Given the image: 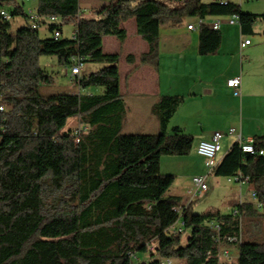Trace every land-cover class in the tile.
Wrapping results in <instances>:
<instances>
[{
	"label": "trees",
	"instance_id": "1",
	"mask_svg": "<svg viewBox=\"0 0 264 264\" xmlns=\"http://www.w3.org/2000/svg\"><path fill=\"white\" fill-rule=\"evenodd\" d=\"M1 8L12 19L0 18V264H168L175 259L220 264L227 244L238 247L237 264H264V243L241 240V215L258 208L264 214V154L244 152L235 141L213 171L227 178L248 176L256 205L195 213L190 201L177 211L181 197L167 195L176 177L162 173L161 158L188 155L194 145V137L179 126L168 132L184 97L163 95L154 104L158 133H124L119 55L103 50L104 36L124 41L122 22L135 18L149 46L140 62L158 67L163 25L237 14L242 33L253 34L256 22L264 25V14L243 12L226 0H111L90 18L82 16L80 0H38V15H58L62 23L34 29L16 0H0ZM18 16L25 24L12 32L11 21ZM70 22L75 23L74 39L52 36ZM41 29L50 37H42ZM221 41L220 30L200 25L201 55L215 53ZM42 56L66 65L81 88L101 87L103 92L41 93L40 84L54 81L40 63ZM78 61L102 66L75 77L71 68ZM73 116L86 127L78 143L74 130L65 129ZM253 138L257 150L264 151V135ZM178 221L183 230L174 233ZM145 255L148 260L137 263Z\"/></svg>",
	"mask_w": 264,
	"mask_h": 264
},
{
	"label": "crops",
	"instance_id": "2",
	"mask_svg": "<svg viewBox=\"0 0 264 264\" xmlns=\"http://www.w3.org/2000/svg\"><path fill=\"white\" fill-rule=\"evenodd\" d=\"M107 1L111 0H94L88 5L96 10L101 7L100 5L108 3ZM226 1L239 4L243 12L264 14V0ZM198 19L200 18L188 19L181 26H173L170 23L162 26L158 67L140 62V56L148 51L149 46L138 33L135 18L122 22V27L127 33L124 41L113 35H106L103 38L104 52L119 55L120 89L126 108L124 127L129 125L132 129L124 133H158L160 124L158 116L152 112L154 104L163 95L184 97V101L170 120L168 132L171 133L173 127L179 126L185 133L194 137V145L188 155H166L161 158L162 173L165 174L166 169L167 171L173 169L176 180L178 177L192 180L196 175L207 173L206 164L205 167L200 166L193 160L198 154V143L210 140L215 132L225 133L220 139L221 148L216 157L218 162L237 139L236 135L228 134L230 128H235L237 134L241 132L246 138L264 135L263 23L258 21L254 25L253 34H257L255 42L248 37L249 34L242 33L239 23H229L228 16L203 19L204 23L210 24L215 20H221L219 30L222 41L215 53L201 55ZM193 23L196 27L189 29L188 25ZM245 39H250L251 43L241 47ZM256 51L260 54L256 55ZM129 56L134 58V62L128 61ZM101 66L98 63H85L81 75L98 70ZM238 75L242 79L240 96L234 95L233 90L226 84L228 78ZM72 82L75 89L70 93L82 92L93 95L103 92L101 87L81 88L75 80L72 79ZM251 187L250 183L244 182L235 183L231 188L235 194L238 193L239 203H254V199L247 201L244 198L248 193L251 194ZM172 196L183 197L182 194ZM197 200L199 199L192 201L193 205ZM189 202L190 199L187 197L184 204ZM232 205L235 204L230 203L231 207L226 208L230 209L228 212L218 209L229 213L237 208ZM217 207L216 205L212 208ZM233 247L236 248V257H231ZM222 250L227 251L228 256L221 254L220 264H237L239 251L236 245H224ZM177 262L185 264L181 260Z\"/></svg>",
	"mask_w": 264,
	"mask_h": 264
},
{
	"label": "rangeland",
	"instance_id": "3",
	"mask_svg": "<svg viewBox=\"0 0 264 264\" xmlns=\"http://www.w3.org/2000/svg\"><path fill=\"white\" fill-rule=\"evenodd\" d=\"M20 5L23 6L25 12H28L30 9H36V5L38 0H16ZM94 0H80V6L82 8V16L83 17H96L95 12L88 3ZM204 2H211V0H203ZM213 1V0H212ZM108 3L110 1H107ZM103 6V5H100ZM100 8V7H98ZM227 19V18H226ZM25 18L23 16L15 17L11 21V31L15 32L18 28L25 24ZM193 20V18H192ZM73 30H75V23L70 22L63 25V36L64 37H71ZM72 31V32H71ZM40 34L42 37H50V32L47 29H41ZM257 34H249L248 37L251 38L253 41L256 40ZM256 42V41H255ZM256 55H259L260 52L256 51ZM259 59V58H258ZM256 59V61L258 60ZM40 63L43 66H46L50 73L54 77V81L52 83H42L39 86V90L43 94H56V93H69L75 89V84H73L71 76H70V69L66 67V65H61L58 63L57 58L53 56H42L40 58ZM225 69V68H224ZM82 127V124L79 122V118L77 116L70 117L68 119L67 125L65 129H79ZM132 130L129 125L123 128V132H129ZM224 141V140H223ZM194 162L198 165H203L205 167V158L199 154L195 156ZM165 170V169H164ZM173 169H169L165 174H174ZM207 182L209 184V191L206 196L200 198L195 202L193 205V211L197 212H204L213 206H218L217 208H221L224 211L230 210L226 209L227 207H231L230 203L235 204L232 206H238L239 197L238 193L232 190L231 187H234L235 182L229 181L227 177L218 176L214 172L207 176ZM186 179V178H185ZM183 177H178L176 182L172 185V187L167 192V195H176L182 194L183 197L181 198V206L185 205L186 198L190 199L191 191L193 189V182L190 179L185 180ZM232 190V191H231ZM245 200H253V197L250 193L246 195ZM230 202V203H229ZM255 201V205H256ZM208 208V209H207ZM220 209V210H221ZM232 212V211H229ZM177 228L181 227V221H178L175 225ZM241 240L245 242H255V243H264V214L263 209L258 208L257 212H248L241 215ZM191 231L185 230L182 235V243L185 244L187 238L189 237ZM231 257H236V248L233 247L231 249ZM148 260V255H145V258H140L137 260V263H141L143 260ZM172 264H180L177 260H173Z\"/></svg>",
	"mask_w": 264,
	"mask_h": 264
},
{
	"label": "built area",
	"instance_id": "4",
	"mask_svg": "<svg viewBox=\"0 0 264 264\" xmlns=\"http://www.w3.org/2000/svg\"><path fill=\"white\" fill-rule=\"evenodd\" d=\"M29 13V25L34 28H41L44 25H47L48 23H62L61 17L58 15H49V16H40L38 15L35 10L31 9L28 11ZM0 18L2 20H11L12 16L10 11L7 8H1L0 9ZM228 22L231 24L239 23V16L237 14H233L228 16ZM204 23L203 19H198V26L200 27L201 24ZM221 25V20H215L211 26L219 30ZM196 27V24H189L188 28L189 29H194ZM76 29L73 30L71 38L76 37ZM52 36L55 39H59L63 36V30L62 28H56L54 29ZM251 43L250 39H245L241 43V47H245L246 45H249ZM84 67V64L81 63L80 61L76 62L75 65L71 68V75L72 76H80L82 68ZM226 84L228 87H230L234 95L240 96L241 95V85H242V79L241 76H235V77H230L227 79ZM4 110V106H0V111ZM86 127H81L79 129L74 130V134L72 136L73 140L78 143L80 141V136L82 131H84ZM225 133L223 132H215L213 137L210 140H202L198 143L197 145V153L201 156H203L206 159V169L207 173L206 174H201V175H196L193 177L192 182H193V189L191 191V197L190 201L200 199L202 198L209 190V184L207 182V175L212 173L214 171V168L217 166L219 163L216 159L217 153L221 148L220 145V139L224 136ZM229 135H236L238 141L241 145L242 151L248 152L250 154H264L263 150H257L255 144H254V138L253 137H243V135L240 133L237 134V131L235 128H230L228 131ZM229 181H233L235 183H244L248 182L252 185L251 187V195L255 201H257V194L256 190L254 187V184L250 181V178L248 176H243L241 174L235 175L233 177L228 178ZM259 205V204H258ZM177 211H182L183 207L179 206L175 208ZM182 226L177 228V227H172L171 230L174 233L181 232L183 230V222H181ZM215 229H218V226H214ZM231 241L236 242L238 239L236 237H232ZM224 256H228L227 251L221 252ZM168 264H171L172 262L169 260L167 261Z\"/></svg>",
	"mask_w": 264,
	"mask_h": 264
}]
</instances>
